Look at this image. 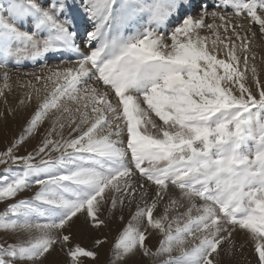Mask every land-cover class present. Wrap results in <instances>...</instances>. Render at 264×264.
Segmentation results:
<instances>
[{
  "label": "snow or ice",
  "instance_id": "1",
  "mask_svg": "<svg viewBox=\"0 0 264 264\" xmlns=\"http://www.w3.org/2000/svg\"><path fill=\"white\" fill-rule=\"evenodd\" d=\"M74 9L92 24L83 50ZM5 11L0 67L64 49L78 55L76 67L33 74L35 84L24 86L31 90L21 105L37 106L24 133L34 134L50 113L51 124L34 153L15 154L25 135L0 153V164H23L20 174H0V202L39 185L32 199L0 213V231L27 233L0 244V264H44L57 248L67 264L95 261L96 251L72 243L75 220L83 215L99 228L105 204L114 209L137 196L143 207L137 203L119 235L116 261L142 254L166 256L162 264H220L240 230L264 264V86L249 67V29L238 19L250 18L264 35V0H216L213 10L205 0H8ZM24 22L30 29L17 26ZM145 220L143 229L133 223ZM150 230L162 236L155 251L145 243Z\"/></svg>",
  "mask_w": 264,
  "mask_h": 264
},
{
  "label": "rangeland",
  "instance_id": "2",
  "mask_svg": "<svg viewBox=\"0 0 264 264\" xmlns=\"http://www.w3.org/2000/svg\"><path fill=\"white\" fill-rule=\"evenodd\" d=\"M43 3L44 0H39ZM201 0H193L194 5H199ZM208 5L209 10H213V5L216 3V0H205ZM75 3L79 5L80 0H75ZM8 4V0H0V14L7 16L5 11ZM75 16V26L74 30L77 32L76 44L80 46V49L84 48V41L86 40V33L92 30L91 22L85 17L82 9H74ZM222 12L226 14L231 13V9H221ZM193 12H196V8H193ZM231 19H237L232 17ZM245 23V26L249 29L247 32L249 44V67L255 66L258 72L259 80L262 86H264V35H261L259 31V25L250 21H244V17L241 16L238 18ZM146 22V17L141 21ZM212 23L213 21L209 18L207 21ZM220 23V21H215ZM176 20H170L168 26L174 25ZM21 30H28L31 27L29 22H24L17 25ZM80 31L82 33L80 34ZM130 29L125 28V34H128ZM161 31H164L162 28ZM221 33L223 34L222 30ZM253 33L255 35L253 36ZM204 34L211 36L207 33V30H204ZM244 35V33H241ZM214 38V37H212ZM239 43V42H237ZM77 52L74 50H60L54 53L47 54L45 57L37 61L32 60H22L19 64H16L13 59H9L7 62V67H0V92H3V95H0V153L4 152L11 144L20 139L22 135H25L23 143L18 146L15 154L17 156H25L29 153H34L42 140L44 139L45 130L50 127L51 113L49 118H46L44 122L38 127L36 132L32 135H26L24 133L25 128L27 127L28 121L32 118L33 113L36 110V103L33 101L31 104L21 105L20 101L25 98V93L30 91L24 87L31 81L35 84L34 75H46L48 74L49 69L59 68L63 70L65 67H76L74 61L77 59ZM254 57V58H253ZM219 58H223V55ZM47 65V67H45ZM243 70V65H241ZM5 73L8 76V87H4L3 77ZM95 86V85H94ZM248 86L251 88L254 95L258 97V90L255 86L254 81H249ZM47 95L45 91H41V99ZM253 111H257L253 109ZM158 120V118H156ZM67 129L64 130L65 139H67ZM54 139H59L58 136L53 137ZM60 153L51 152L50 157L55 159L59 157ZM45 158H48L47 156ZM38 162V161H36ZM6 168H11L13 173L20 174L23 171L22 162H17L16 164L4 165L0 164V174L5 172ZM36 177H32L35 179ZM39 191V185H33L32 187L25 189L20 192L14 199L5 200L0 202V213L4 212L8 205L16 203L21 199L30 200L32 199L36 192ZM170 192L175 196L179 195V190L172 188L170 186ZM168 200V197H165V202ZM137 203L143 207V201L139 196L129 204L125 202L123 206L119 203L113 209L111 207V202L109 201L101 210L100 218L105 221L104 225L99 228L91 227L86 225L84 222L83 215L79 219L75 220V223L72 225L71 234H72V243L79 244L86 249H91L97 252V259L92 261L90 259H85L84 264H162V261L166 259V256H161L158 258L149 259L148 257L143 256L142 254H137L132 256L124 261H116L113 255V248L116 244L119 235L128 225L129 221L132 220L133 214L137 210ZM200 203V201H197ZM164 204L161 203L156 210H154V216H158L163 211ZM181 211H184L182 208ZM36 219V218H34ZM44 222V221H40ZM134 224L139 223L141 229H143L146 224V220L143 222L133 221ZM151 231V234L148 235L147 240L145 241L148 248L152 251H155L160 246V240L162 236L155 231ZM37 233H33L36 235ZM235 239L236 247L233 248L232 254L228 255L226 253L221 254L220 264H257L258 257L254 251V242L248 238V234L245 231H236L233 233ZM27 238V233L19 232H4L0 231V244L7 243H16L22 239ZM96 239H101L104 243L99 247H93L94 241ZM240 245H243L241 247ZM177 253H173L176 255ZM66 255L57 248L55 252H52L51 255L47 256V259L44 261V264H67ZM18 264H27V262H18Z\"/></svg>",
  "mask_w": 264,
  "mask_h": 264
},
{
  "label": "bare ground",
  "instance_id": "3",
  "mask_svg": "<svg viewBox=\"0 0 264 264\" xmlns=\"http://www.w3.org/2000/svg\"><path fill=\"white\" fill-rule=\"evenodd\" d=\"M195 1V0H194ZM82 33V31H80V34Z\"/></svg>",
  "mask_w": 264,
  "mask_h": 264
}]
</instances>
